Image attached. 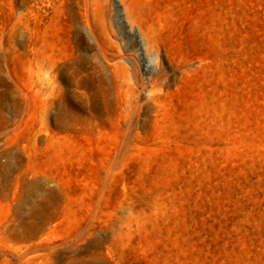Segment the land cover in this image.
I'll return each mask as SVG.
<instances>
[{
	"label": "rangeland",
	"instance_id": "rangeland-1",
	"mask_svg": "<svg viewBox=\"0 0 264 264\" xmlns=\"http://www.w3.org/2000/svg\"><path fill=\"white\" fill-rule=\"evenodd\" d=\"M30 1L0 0V264H264V0H41L34 57Z\"/></svg>",
	"mask_w": 264,
	"mask_h": 264
},
{
	"label": "bare ground",
	"instance_id": "bare-ground-1",
	"mask_svg": "<svg viewBox=\"0 0 264 264\" xmlns=\"http://www.w3.org/2000/svg\"><path fill=\"white\" fill-rule=\"evenodd\" d=\"M43 1H36V0H31L29 3V6L27 8V17H28V24L26 27V30L28 32V38H29V43H30V50L32 52V55L34 57V52H35V48H34V26L41 21L40 17V12L42 11L40 8V3H42ZM116 8H118V6L115 4ZM30 52V53H31Z\"/></svg>",
	"mask_w": 264,
	"mask_h": 264
}]
</instances>
